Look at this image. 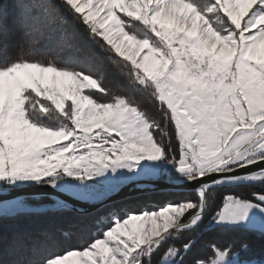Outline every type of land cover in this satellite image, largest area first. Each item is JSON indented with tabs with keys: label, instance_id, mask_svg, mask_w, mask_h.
Returning a JSON list of instances; mask_svg holds the SVG:
<instances>
[{
	"label": "snow or ice",
	"instance_id": "1",
	"mask_svg": "<svg viewBox=\"0 0 264 264\" xmlns=\"http://www.w3.org/2000/svg\"><path fill=\"white\" fill-rule=\"evenodd\" d=\"M0 264H264V0H0Z\"/></svg>",
	"mask_w": 264,
	"mask_h": 264
},
{
	"label": "trees",
	"instance_id": "2",
	"mask_svg": "<svg viewBox=\"0 0 264 264\" xmlns=\"http://www.w3.org/2000/svg\"><path fill=\"white\" fill-rule=\"evenodd\" d=\"M51 47V43L47 42L45 43V47L43 51H47ZM227 194V193H225ZM170 197L168 193H150V194H145V195H140L136 196L130 199H125L122 201H128L132 202L137 208L143 206L146 203L152 202V203H157V202H162L168 200ZM218 236H224L225 234L223 233H218ZM87 240V237L83 238H73L72 240L68 241L62 246V249L65 248H73V247H79L82 243H84Z\"/></svg>",
	"mask_w": 264,
	"mask_h": 264
},
{
	"label": "water",
	"instance_id": "3",
	"mask_svg": "<svg viewBox=\"0 0 264 264\" xmlns=\"http://www.w3.org/2000/svg\"><path fill=\"white\" fill-rule=\"evenodd\" d=\"M46 191L52 192L53 190L47 189ZM170 189H168L165 185L164 181H159L156 185L153 186L152 189L147 191H141L140 189H137L134 185H130L123 189V191L116 197H113L116 201H122L125 199H130L136 196L150 194V193H157V192H169ZM55 197H59L61 199H65L68 201H72V197L69 196L66 193H54Z\"/></svg>",
	"mask_w": 264,
	"mask_h": 264
},
{
	"label": "rangeland",
	"instance_id": "4",
	"mask_svg": "<svg viewBox=\"0 0 264 264\" xmlns=\"http://www.w3.org/2000/svg\"><path fill=\"white\" fill-rule=\"evenodd\" d=\"M158 193H168V192H158ZM164 201H162V202H157V203H163ZM139 208V207H138Z\"/></svg>",
	"mask_w": 264,
	"mask_h": 264
}]
</instances>
